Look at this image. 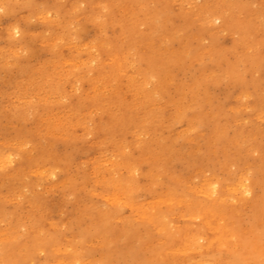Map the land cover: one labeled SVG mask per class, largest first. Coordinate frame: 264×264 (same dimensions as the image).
<instances>
[{
	"label": "rangeland",
	"instance_id": "obj_1",
	"mask_svg": "<svg viewBox=\"0 0 264 264\" xmlns=\"http://www.w3.org/2000/svg\"><path fill=\"white\" fill-rule=\"evenodd\" d=\"M6 1L0 264H44L49 250L50 264H72L74 252L73 264H130L117 235L143 215L145 264L195 263L184 250L196 235L217 264H264V95L229 82L255 49L264 67V0L230 11L219 0H128L112 12L103 0ZM162 56L165 88L150 95L146 59ZM210 200L219 217L205 225L196 205ZM225 221L232 247L216 232ZM38 238L58 245L35 253Z\"/></svg>",
	"mask_w": 264,
	"mask_h": 264
},
{
	"label": "bare ground",
	"instance_id": "obj_2",
	"mask_svg": "<svg viewBox=\"0 0 264 264\" xmlns=\"http://www.w3.org/2000/svg\"><path fill=\"white\" fill-rule=\"evenodd\" d=\"M103 1H104V8L106 9L107 12H112L115 9H117V7L119 8L121 5H125V4H128L129 6L134 5V4H132L133 0L132 1H128V0H103ZM219 1L226 3V8L228 11H230V7H232L233 3L235 2V0H219ZM27 2L29 5H32L30 3V0H28ZM10 3H11V0L10 1L7 0L5 4L7 6H9ZM98 17H100V16L96 15V18H98ZM225 17H227V16L225 15ZM134 27L132 25L128 28V30H125L123 27H121L120 31L122 33L125 32L128 34H132ZM246 39H251V35L248 32H245L243 39H241L243 45H244ZM254 53H255V57L249 61V67L248 68H246L244 70H240L238 68L233 69V73H232L233 76L229 79L230 80L229 82L233 83L234 85H236L238 87L244 88V89H247L248 87H253V88L257 89V91L260 94L264 95V67H262V64L260 63V58H259L262 53H260V50H257V49H255ZM146 61H147V69L143 73L142 77H143V79L147 76H152L155 78V82L151 83L152 90H151L150 95H152L153 92L156 93L158 91H162L165 88L164 82L167 78L166 73L167 74L169 73V69L166 66V65H168L167 60L163 56L160 58H155V57L147 58ZM251 71L252 72L253 71L260 72L261 77L257 78V79L246 78V76ZM147 83H149V82L146 81V83H144V84H147ZM223 115H224L223 112H221V111L217 112L216 118L223 117ZM241 190L243 191V193H246V194H248L250 192L249 191L250 189H248L247 186H243L241 188ZM212 194L213 195L216 194L215 188H209L207 196H210ZM214 201H216V200H214ZM212 203L213 202L210 200V201H205V202H198L196 205L198 214L200 216L199 218L204 221L203 224H205V225H208L210 223L211 219L216 220V218L219 217V212L217 209H214ZM259 208L260 207H258V209ZM114 212H115V210L108 209L105 212H103L102 215L104 218H109ZM143 216H142L141 222H133V221H129V220L125 221L123 223L121 230L119 231V233L117 235L118 237L123 238V241H124L123 244L125 246V251H124V253H121L120 256H121V258L125 257L126 260L128 259V261H130V264L138 263V262L141 264H145V262H146V259L141 257V253H140L141 247L143 245H145L146 242L148 241V239L146 237L144 238L142 236H139L140 230L146 229L144 222H145V219H147V218H145ZM154 218H155V221L157 223H159L160 225L165 227V224L162 222V219L160 216H156ZM221 219H223V218H220L219 220H221ZM224 224H226V225H218L216 227L217 228L216 232H217L219 238L222 239V241H224V244H229L232 247L234 245L232 243V238H234L235 236L232 232V229L228 226L226 221L224 222ZM113 235H114V233H113ZM134 238H137V240L139 242V244L136 248H134V246L133 247L131 246V241ZM200 238H201L200 236L196 235L193 238L189 239L187 242L188 248L184 250V251H186V253L188 252V255L186 256L187 260L191 259V257L189 256L191 251H193L195 254L199 255V259L195 263L188 261V264H217L215 262L216 258L214 257V255L213 254L209 255V253L206 254L205 248L202 245H200V242H199ZM86 240H87L86 236L83 235L82 240H81L82 243H86ZM45 241H46L45 239L38 238L37 241H35V243H33L31 248L36 253L37 251H42V249H49L50 246H53V242H54V245H58L57 241H51V242H45ZM59 249H60V247H58V250ZM82 255L83 254H78L77 252L70 254V257L72 258L71 260L73 261L72 264L76 263V262H80ZM154 255L162 257V253L160 251L159 252L154 251L152 253V256H154ZM52 258H53V251L49 250L48 256H47L44 264H50L49 259H52ZM151 262L154 264L156 263L155 260H153ZM174 262H175L174 264H176L178 261H174ZM91 264H93V262H91Z\"/></svg>",
	"mask_w": 264,
	"mask_h": 264
}]
</instances>
